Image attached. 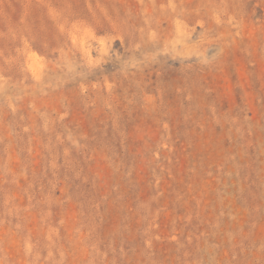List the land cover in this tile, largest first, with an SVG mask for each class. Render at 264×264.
<instances>
[{
  "label": "rangeland",
  "instance_id": "374dc122",
  "mask_svg": "<svg viewBox=\"0 0 264 264\" xmlns=\"http://www.w3.org/2000/svg\"><path fill=\"white\" fill-rule=\"evenodd\" d=\"M0 264H264V0H0Z\"/></svg>",
  "mask_w": 264,
  "mask_h": 264
}]
</instances>
